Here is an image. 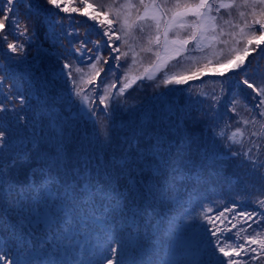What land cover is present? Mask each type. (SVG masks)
Instances as JSON below:
<instances>
[{
    "label": "snow or ice",
    "instance_id": "1",
    "mask_svg": "<svg viewBox=\"0 0 264 264\" xmlns=\"http://www.w3.org/2000/svg\"><path fill=\"white\" fill-rule=\"evenodd\" d=\"M61 13L66 15L61 16ZM73 13L86 17L83 23L88 25V31L83 33L85 38L74 49L81 56L90 54L88 59L93 61L89 65L87 83L93 85V81L105 72L104 67L98 68V65L109 66L108 73L120 71L122 77L113 82L100 80L95 85L96 100L103 107H94L95 101L83 94L84 90L78 85L71 71L73 65H62V69H69L65 75L90 118L102 125L103 120L97 112L109 114L113 97L118 105L120 98L141 80L155 82L156 88L166 90L163 94H174L186 88L190 97L202 106L197 123L219 128L222 108L236 118L235 130L229 134L231 125L224 121V130L217 134V138L223 140L228 150L226 155L236 160L244 170V175L234 174L237 182L250 174L261 182V194L264 195V75H260L259 62L253 66L248 59L252 56L255 60L254 53L264 59V0H97L95 5L82 0L81 7H69L65 0H42V3L36 0H0V45L8 53L23 55L45 24L55 30L59 23L68 36H79L80 28L76 25L81 21L73 17ZM53 15L59 20L54 21ZM64 20L70 22L67 30ZM93 30L100 39L89 38ZM241 43L242 48L239 47ZM89 44L94 47H88ZM104 50H107V56L103 55ZM122 58L129 63L122 66ZM145 59L150 63L143 74L129 78L128 72ZM109 61H112L111 65ZM124 67L127 71L122 70ZM75 73L81 74L80 81H84L83 68L76 67ZM206 77L213 81L210 89L194 87L196 82L207 85ZM2 82L3 77H0ZM241 100L254 101L245 109L249 113L247 117L238 111ZM18 103L20 110L16 111L14 107L11 111H16L17 119L26 128L27 122L20 113L24 111L27 97L18 94ZM9 111L0 105V114H3L0 115V176L10 175L19 162L18 159L12 162L9 156L13 150L12 138L6 134L5 127ZM53 128L55 131L50 142L55 153L54 163L63 164L66 158L74 161V165L66 164L65 167L74 172L73 179L77 184L82 174L87 176V182L80 191L69 185L71 191H66L65 195L73 200L83 195L91 205H111L106 211L119 215L126 224V230L135 225L137 215L135 211L131 217L128 215L130 200L132 203L139 200L137 207L147 215L150 210L154 211L158 195H166L177 184L178 174L193 172L185 160H191L193 154L201 156V168L208 170L211 165L207 161L215 163L221 159L216 153L201 155L196 136L181 135L178 124L175 126L176 135L171 129L155 133V142H150V147L142 143L145 133L137 136L136 140L141 143L129 144V153L119 161H109L106 156L85 152L83 146L78 149L69 142L67 127L55 116ZM104 130L107 131V127ZM21 155L27 156L28 153ZM6 162L12 166L5 168ZM194 174L200 176V173ZM149 180L154 183H148ZM256 204L257 209L253 211L241 210L232 215V220L241 218L247 227H240L231 238L227 233L237 225L232 224L231 228L225 229L216 227L215 222L225 212L233 213L235 206L225 208V212L215 217L207 214L213 209H207L203 220L212 226L210 234L215 240L208 261L200 264H264V199H257ZM33 211L18 194L15 205L17 219L12 235L16 236L18 231L19 236L14 240H0V264H21L19 254L29 250V242L25 239L27 231L34 221L40 220ZM248 229L252 232L242 237L240 233H248ZM239 240L244 243H238ZM129 243L122 230L114 228L108 239L111 255L106 257L107 264H124L122 259H118V253ZM249 244L257 245L259 251L257 247L246 246ZM31 245H35L33 239Z\"/></svg>",
    "mask_w": 264,
    "mask_h": 264
},
{
    "label": "trees",
    "instance_id": "2",
    "mask_svg": "<svg viewBox=\"0 0 264 264\" xmlns=\"http://www.w3.org/2000/svg\"><path fill=\"white\" fill-rule=\"evenodd\" d=\"M73 1L71 3L76 2L73 5L76 6L80 0ZM88 2L95 5L97 0H88ZM58 20L59 18L56 21ZM69 24V20H64L66 30L69 29ZM76 26L80 28L81 33L76 37L68 36L66 31L61 30L59 23L56 24L55 30L52 32H47L44 35L37 32L35 37L40 38L37 48H42V52L41 58H39V50L36 53L35 56L39 58L38 65L33 67L29 64L23 67L15 60L13 61L9 55H4L0 51V77H3V82L0 83V105L10 110L7 114L8 120L5 122L6 134H10L13 142V150L9 154L10 160L12 162L19 160L10 175L0 176V224L2 229H6L4 230L5 237L8 240L18 239V231L16 236L12 235L13 225L16 222L6 224L7 219H5V216L8 213L12 220L16 221V202L13 201L16 200L18 194L26 193L34 197L37 205L33 208V215L38 214L40 218V220L31 224L25 236V239L29 242L28 253H32V250L39 253V257L34 258V262L37 264H43L45 255L48 252L55 251L57 245L68 246L67 231L81 227L83 224L86 233H89L93 239L107 240V233L103 229V224H106L111 231L114 228L122 230L125 238L137 239L134 243L138 246L143 245V248L147 249L151 245V241L156 239L170 216H176L191 226L197 224V220L203 223L204 231L200 245L204 259L208 261L215 237L210 234L212 226L207 225L203 220V215L207 213V209L211 207L213 211L207 214L215 217L220 212H225V208L235 206L233 213L225 212L224 216L215 222L216 227L225 229L231 228L232 224H236L237 227L232 232L227 233V236L231 238L233 233L240 227H247L243 224L241 218L232 220V215L241 210L253 211L257 209V199H264L261 192L252 191L261 188V182L258 178L249 174L237 182L234 174L244 175V170L238 166L236 160L226 155L228 150L223 140L217 138V134L224 130V121L231 125L228 130L229 134L235 130L236 118L222 108V119L219 121L221 126L219 128L210 127L202 122L197 123L198 112L202 106L195 102L194 97H190L186 88L182 91H175L174 94H163L166 90L156 88L154 86L155 82L141 80L133 86L126 96L120 98L118 105L115 103V97H113V107L109 110V114L97 112V116L103 120L102 125L97 124L90 118L87 111L83 113L80 110L82 105L80 99L74 95L73 86L65 75L69 69H62V65L64 63L73 65L71 71H73L78 85L84 90L83 94L89 95L95 101L94 107H103L96 100L95 85L100 80L106 82L115 80L111 77L112 74L108 73L106 67L109 66L98 65V68L104 67L105 72H102L101 76L93 81V87L89 86L87 73L90 71L89 65L93 62L88 59L90 54L86 53L81 56L79 53L74 52L79 41L85 38L83 33L86 29L88 30V25L83 23ZM94 34L93 30L89 33V38L91 39ZM239 47L242 48L243 44L241 43ZM252 47L255 48V45ZM27 52L28 48L25 53ZM103 55H108L107 50H104ZM260 60L257 57L256 61L253 60L252 65L255 66L258 61L260 75H264V63L262 64ZM127 63L129 62L122 58V66ZM149 63L150 61L145 59L133 69H139L138 71L142 75L141 67L148 66ZM111 64L112 61H109V65ZM76 67L84 69V81H80L81 74L75 73ZM32 70L33 73H37V77L32 74ZM122 70L127 71V68L124 67ZM119 77L122 79L120 71ZM212 86L213 81L211 79H208L207 85H200L199 82L194 85L197 89L201 87L210 89ZM20 93L27 97L24 111L20 113L27 122L26 128L23 126V122L16 117V111L20 110L18 103V94ZM113 93H115V89ZM100 94H103L102 91ZM253 103L254 101L241 100L238 105L241 116L247 117L249 115L245 109L251 107ZM14 107L16 111H11ZM186 113L190 114L185 115ZM54 116L58 117L59 122L67 127L66 136L69 138L70 143L78 149L83 146L85 152H91L93 155L106 156L109 161H119L122 156L127 155L129 144L135 146L141 143V141L136 140V137L142 133H145L142 136L143 145L150 147V142H155V133L171 129L173 135H176L175 126L178 124L182 130L181 135L194 134L196 136L201 155L205 152L209 155L216 153L221 158L226 159L229 164L228 167H230L229 174L227 177H217L216 181L207 178L202 175L203 172L200 169L201 156L193 154L191 160L184 161L193 172L178 174V182L172 190L167 191L164 196L158 195L153 205L154 211L150 210V213L146 215L137 207L140 203L139 200L136 203L129 201L128 209L130 211H128V215L131 217L133 211L137 213L136 221L138 228H140L130 233L129 230H126V224L121 221L119 215L117 217L113 213L103 215L104 210L111 207V205H105V207H101L99 204L91 205L86 202V197L83 195L76 197L75 200L65 195L66 191H71L69 185L80 191L87 182V176L82 174L79 178V184H77L76 180L73 179L74 172L65 167L66 164L74 165V161H69L66 158L63 164L54 163L55 153L50 142V138L55 131L53 128ZM105 127H107V131L104 130ZM32 130L36 132V135H31ZM98 135L99 140L97 139ZM105 137H108V139H105ZM19 141L21 147L16 145ZM23 148H25V152H23ZM193 149H195V145ZM27 152V156L21 155ZM4 166L9 168L12 164L6 162ZM194 173H200V176L197 177ZM148 183H154V181L149 180ZM52 185L56 186L55 188L53 186V192L47 195L42 194ZM211 189L223 193L224 196L213 198L212 201L207 200L206 210L202 217H199L197 215L201 209L195 208L197 200L201 192ZM120 190L125 191L124 188ZM66 211L70 213V219H65ZM46 212L47 214L43 215ZM188 214L193 216L190 221L186 219ZM56 219L61 221V225L65 224V229L61 228L59 234L55 233L54 235L57 238H52L49 230L52 227L53 220ZM7 225L9 229H7ZM32 229H34V232ZM257 230L259 231V229ZM251 232L252 229H248V233L241 232L240 235L243 237ZM143 234H146V236L141 241L140 238L143 237ZM75 238L78 239L79 236L75 235ZM221 238L223 239V237ZM32 239L35 241L34 247L31 245ZM237 242L244 243L243 240ZM246 246L257 247L259 251L257 245L249 244Z\"/></svg>",
    "mask_w": 264,
    "mask_h": 264
},
{
    "label": "rangeland",
    "instance_id": "3",
    "mask_svg": "<svg viewBox=\"0 0 264 264\" xmlns=\"http://www.w3.org/2000/svg\"><path fill=\"white\" fill-rule=\"evenodd\" d=\"M71 1L72 2H74L73 0H65V3L69 6V7H73V5L76 3H71ZM36 2H38V3H42V0H36ZM82 6V0H80L79 2H78V4H76V6L75 7H81ZM23 11V10H22ZM89 11H92L91 9L89 10ZM35 13L33 12V15H34ZM61 16H63V15H66V14H63V13H61L60 14ZM73 17H75V18H77L79 21H81V24H83V22L86 20V17H84V16H82V15H79V14H75V13H73V14H71ZM94 37H98L97 39H100V37L98 36V35H93ZM12 37H10V39H11ZM43 42V41H42ZM40 43V38H36V37H33V39L31 40V42H30V44L28 45V52L27 53H24L23 55H20V56H17V55H14V54H11V53H8V52H6L5 51V49H4V46L3 45H0V51H2L3 52V54L4 55H9V57L14 61H16L19 65H21V66H26L27 64H29L30 66H36V65H38V59L39 58H41V52H42V48H37V46H38V44ZM46 43H48V41H46ZM243 44V43H242ZM241 45V44H240ZM239 45V46H240ZM38 50H39V52H38ZM40 53V55H39V58H38V56H35L36 55V53ZM254 55L256 56V59H257V57H259L260 58V56H259V54L258 53H254ZM250 61H252V63H253V57L252 56H250L249 58H248ZM256 59H255V61H256ZM261 60V62H262V64L264 63V59H262V58H260ZM146 67H148L147 65H145V66H142L141 67V72L143 73L144 72V68H146ZM106 68H108V67H106ZM139 69H137V70H135V69H133V70H131V72H128V75H129V78H131L132 76H141V73H140V71H138ZM32 74L35 76V77H37V73L35 72V73H33V70H32ZM112 74V76L111 77H113L114 79L113 80H117V78L119 77V71H116L115 73H111ZM90 87H93L94 85H89ZM20 88H23V87H20ZM24 89V88H23ZM24 91V90H23ZM83 113L84 112H86L87 111V109H86V107H84L83 105H81V109H80ZM213 191H217V190H213ZM7 193H9L8 191H6Z\"/></svg>",
    "mask_w": 264,
    "mask_h": 264
}]
</instances>
